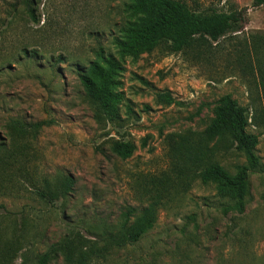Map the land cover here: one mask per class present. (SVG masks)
Returning <instances> with one entry per match:
<instances>
[{"label": "rangeland", "instance_id": "rangeland-1", "mask_svg": "<svg viewBox=\"0 0 264 264\" xmlns=\"http://www.w3.org/2000/svg\"><path fill=\"white\" fill-rule=\"evenodd\" d=\"M133 1L0 0V147L11 157L9 175L0 179V264H38L56 245L61 250L49 264H264L259 174L250 178L242 212L223 210L217 184L191 174L135 246L105 248L122 213L146 205L153 184L169 173L176 177L172 156L189 133L211 125L224 96L248 110L247 132L257 136L264 164V6L179 0L196 12L246 9L247 23L240 33L197 40L181 53L163 43L123 56L116 40L138 20L127 9ZM109 56L121 68L122 123H99L78 79L80 68ZM164 92L174 103L158 101ZM127 108L135 116L127 119ZM115 141L134 144L133 156L113 155ZM214 159L230 175L246 162L231 149ZM68 178L74 186L64 192ZM38 191L59 197L52 205Z\"/></svg>", "mask_w": 264, "mask_h": 264}, {"label": "trees", "instance_id": "trees-1", "mask_svg": "<svg viewBox=\"0 0 264 264\" xmlns=\"http://www.w3.org/2000/svg\"><path fill=\"white\" fill-rule=\"evenodd\" d=\"M253 6H264V0H253ZM127 9L138 16V20L128 24L123 31L124 37L116 40L119 53L123 56L150 53L163 43L168 44L170 53H181L197 40L215 43L230 34L240 33L247 23L246 9L229 13L196 12L179 0H134ZM30 12L32 14L33 10ZM120 71V65L111 56L103 61L94 60L87 67L79 69L78 79L87 96L96 104L95 116L99 123L124 122L119 111L122 94L117 90ZM158 101L171 105L174 98L164 92L158 94ZM219 103L211 125L202 133H189L186 146L172 156L176 177L169 173L165 182L153 184L146 205L128 207L122 213L118 230L106 234L105 248L135 246L154 229L159 207L183 194L181 191L188 186L191 174L204 183L217 184L218 197L226 201L222 206L226 212H242L245 209L251 176L259 174L264 177V164L257 154L258 138L247 132L249 114L246 108L238 105L230 95L221 98ZM126 115L128 119L135 113L127 108ZM41 126L34 125V129ZM1 149L0 179L3 175L8 177L11 167V157L3 156ZM110 149L113 155L125 161L133 156L136 147L130 142L115 141ZM229 149L242 155L246 161L235 175L228 174L214 159L216 152ZM63 185L64 192L69 191L74 186V180L68 178ZM37 196L54 205L59 194L38 191ZM0 209L5 207L0 205ZM60 250V246H53L39 257L38 264H49L52 256ZM67 260L72 263L71 256H67Z\"/></svg>", "mask_w": 264, "mask_h": 264}]
</instances>
